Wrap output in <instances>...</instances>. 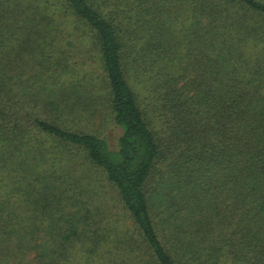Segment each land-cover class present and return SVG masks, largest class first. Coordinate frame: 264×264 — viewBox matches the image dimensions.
I'll return each mask as SVG.
<instances>
[{"label": "trees", "instance_id": "16d2710c", "mask_svg": "<svg viewBox=\"0 0 264 264\" xmlns=\"http://www.w3.org/2000/svg\"><path fill=\"white\" fill-rule=\"evenodd\" d=\"M0 264H264V0H0Z\"/></svg>", "mask_w": 264, "mask_h": 264}]
</instances>
